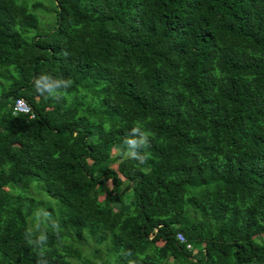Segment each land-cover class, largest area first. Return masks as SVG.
Masks as SVG:
<instances>
[{
  "label": "trees",
  "instance_id": "obj_1",
  "mask_svg": "<svg viewBox=\"0 0 264 264\" xmlns=\"http://www.w3.org/2000/svg\"><path fill=\"white\" fill-rule=\"evenodd\" d=\"M27 1L0 0V264H264V0H51L41 34Z\"/></svg>",
  "mask_w": 264,
  "mask_h": 264
},
{
  "label": "clouds",
  "instance_id": "obj_2",
  "mask_svg": "<svg viewBox=\"0 0 264 264\" xmlns=\"http://www.w3.org/2000/svg\"><path fill=\"white\" fill-rule=\"evenodd\" d=\"M70 84V81L54 80L47 74H42L34 81L35 90L40 95L44 96L45 99L49 97L57 100L60 99L63 95L61 90L68 88ZM131 134L133 138L125 140V144L128 148L127 155L143 164L148 159V153L145 152L141 154L138 150L150 147L149 137L152 134L149 131L142 130L139 124L131 129Z\"/></svg>",
  "mask_w": 264,
  "mask_h": 264
},
{
  "label": "rangeland",
  "instance_id": "obj_3",
  "mask_svg": "<svg viewBox=\"0 0 264 264\" xmlns=\"http://www.w3.org/2000/svg\"><path fill=\"white\" fill-rule=\"evenodd\" d=\"M34 2H37L39 4V6H37V8L33 11V13L37 17V20L39 23V26H38L36 31L38 34H41V33L46 32L52 23L53 16L51 14V9L53 7L52 6L53 4H52L51 0H28L27 1L28 8ZM111 166L113 168L115 167L114 164ZM45 204H51V205H47V206L49 208H52V209L55 208L56 209V204H54V200H52L50 203L45 201ZM46 222H47V220H46ZM45 224H47V223H45ZM255 240L258 241L256 238H255Z\"/></svg>",
  "mask_w": 264,
  "mask_h": 264
},
{
  "label": "built area",
  "instance_id": "obj_4",
  "mask_svg": "<svg viewBox=\"0 0 264 264\" xmlns=\"http://www.w3.org/2000/svg\"><path fill=\"white\" fill-rule=\"evenodd\" d=\"M29 106L25 103V101L21 98H16L12 105V111L13 113H21V114H27L29 113ZM179 241H182V238L180 235L176 236Z\"/></svg>",
  "mask_w": 264,
  "mask_h": 264
}]
</instances>
